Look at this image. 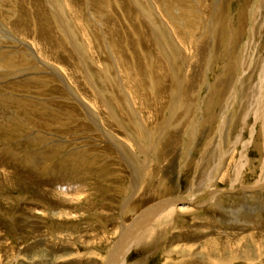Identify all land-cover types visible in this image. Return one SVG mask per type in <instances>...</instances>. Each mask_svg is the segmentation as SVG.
Returning a JSON list of instances; mask_svg holds the SVG:
<instances>
[{"label": "rangeland", "instance_id": "1", "mask_svg": "<svg viewBox=\"0 0 264 264\" xmlns=\"http://www.w3.org/2000/svg\"><path fill=\"white\" fill-rule=\"evenodd\" d=\"M217 3L0 0V264H264V0Z\"/></svg>", "mask_w": 264, "mask_h": 264}, {"label": "bare ground", "instance_id": "2", "mask_svg": "<svg viewBox=\"0 0 264 264\" xmlns=\"http://www.w3.org/2000/svg\"><path fill=\"white\" fill-rule=\"evenodd\" d=\"M218 2V0H215V3H216V5H215V7L217 8V7H220L221 6V3H217ZM211 21V20H210ZM150 33V32H149ZM211 38V37H210ZM31 52V51H30ZM179 52L181 53V51L179 50ZM183 53H184V56H182V54H181V62L183 63L182 65H183V67L184 68H186V73H189V74H187V75H190V73L192 74V69H193V71H197V73H198V69H199V64H198V60H196L195 59V57H193V56H196V55H193L192 53H191V51H190V53H189V51L188 50H183ZM194 53H195V51H194ZM169 55V54H168ZM171 61V60H170ZM174 63V62H173ZM174 67V66H173ZM192 67V68H191ZM191 69V70H190ZM175 70V69H174ZM263 70H264V67H263ZM185 73V72H184ZM261 75V78H260V80H262V82L261 83H259V84H261L259 87V89H258V86H257V90L258 91H261V92H257V90L255 89H253V94H254V99H255V102L253 101V103H254V105H255V111H256V113L258 114L257 115V117H258V119H261V117L262 118H264V71L262 72V74H260ZM197 76V74L195 75L194 73L192 74V77L195 79V77ZM203 76V75H202ZM187 77V76H186ZM190 78V77H189ZM62 79V78H61ZM175 80H177V81H179L178 79H175ZM185 82V84H183V82H180L181 84H179V87H177V88H179V92H178V96L180 97V96H184L183 95V92H184V90L186 89V88H189L188 87V84H187V82H186V80L184 81ZM200 83V82H199ZM196 89V88H195ZM76 93V92H75ZM76 95V94H75ZM188 95V94H187ZM251 96V95H250ZM256 97V98H255ZM78 98V97H77ZM76 99V98H75ZM179 101V98L177 99V102ZM174 102H175V100H174ZM176 102V103H177ZM81 103V102H80ZM87 103V102H86ZM250 104H252V103H250ZM88 105V104H87ZM180 106V105H179ZM252 106V105H251ZM253 107V106H252ZM110 108V107H109ZM176 108V107H175ZM172 109V108H171ZM174 109V108H173ZM94 110V109H93ZM111 111V110H110ZM138 113V112H137ZM91 114V113H90ZM95 114V113H94ZM94 114H92V116L94 117ZM137 116L138 117H140L139 116V114H137ZM173 116V115H172ZM133 117V116H132ZM140 118H142V117H140ZM118 119V118H117ZM139 120V119H138ZM100 121V120H99ZM143 121V120H142ZM120 122V121H119ZM139 122H140V120H139ZM121 124V123H120ZM168 128V127H167ZM144 129H145V127H144ZM145 130H147V129H145ZM164 131H167V129L165 128V130ZM152 132L150 131L149 132V134L150 135H152L151 134ZM106 137H107V135H105ZM147 136V135H146ZM162 136V135H161ZM164 136H165V134L163 135V138H164ZM166 137V136H165ZM171 137V136H170ZM173 137V136H172ZM177 137V136H176ZM108 139H110L111 140V137H107ZM159 138V137H158ZM150 139H151V137H150ZM169 140H172L173 139V141L175 140L176 141V138H175V136L173 137V138H168ZM152 140V139H151ZM168 145V144H167ZM121 145L120 144H118V146H117V149H118V151L120 152L119 154L120 155H122V156H126L125 155V153H122V151H123V149L120 147ZM135 146V145H134ZM170 146V145H169ZM136 147V146H135ZM139 148V147H138ZM165 148H167V147H165ZM142 151V150H141ZM142 153V152H141ZM134 155V154H133ZM147 157V156H146ZM145 157V158H146ZM148 158V157H147ZM146 158V159H147ZM122 159H124V158H122ZM128 161H130V159H129V157H128ZM131 162V161H130ZM127 166H128V169H129V171H130V173H131V180H132V184H131V192H133L134 194H139V192H141L140 190H141V188H142V184H143V182L145 183L146 181L144 180V181H142V174L141 173H138L139 172V170H138V168L137 167H139V166H135V165H132V163H128L127 164ZM242 167H243V165H242ZM139 168H141V167H139ZM152 168V167H151ZM148 169V168H147ZM146 170V169H145ZM133 172V173H132ZM218 174V173H217ZM146 178V177H145ZM210 186V185H209ZM142 193V192H141ZM134 197H136L135 195H134ZM148 200V199H147ZM180 200V199H179ZM175 201V200H169V199H167V200H165V201H161L160 203H156V204H154V205H152V206H150L148 209H145L144 211H143V213H141V215H140V218H138L137 217V219H136V221L134 222V224L131 226V227H129V228H126V229H122L123 230V241L126 239L127 241H131L134 245H135V241H136V243H137V246H139V245H142V244H144V241L146 240V237L148 238L149 236L150 237H152L153 235H154V233H155V228L153 229V230H151V226H153L154 227V225H156V227H157V225L159 226V228L157 227V230L156 231H159L158 229H160V226H163V224L166 222H168L170 219H171V217L173 216V215H175L174 214V212L175 211H177L176 209V207L180 204L181 205V201ZM214 200V199H213ZM216 201V200H215ZM152 203V202H151ZM149 205V204H148ZM185 211V210H184ZM176 213V212H175ZM150 221H152L151 223H150ZM148 223V227H146L145 228V226H147L146 224ZM150 223V224H149ZM125 224V223H124ZM140 224V225H139ZM143 228V229H140V228ZM152 227V228H153ZM162 229V228H161ZM139 230V231H138ZM131 233H132V236H131V239L129 238V237H127L128 236V234H130L131 235ZM135 237V239L133 240V238ZM122 241V242H123ZM119 245V244H118ZM121 245V244H120ZM175 245V244H174ZM93 246V245H92ZM126 246H128V245H126ZM125 247V246H124ZM213 247V246H212ZM100 248V247H99ZM127 248V247H126ZM142 248V247H141ZM223 249V248H222ZM118 250V249H117ZM123 250V249H122ZM130 250V249H129ZM173 250V249H172ZM119 251H121V250H119ZM112 254V253H111ZM114 255L116 254L115 252L113 253ZM180 254V253H179ZM113 256V255H112ZM112 256H110L111 258H112ZM119 256V255H118ZM121 257V256H120ZM184 258V257H183ZM114 260V259H113ZM112 259H111V261H109V263H114V261H113ZM104 261V260H103ZM189 263H191V261L189 262ZM122 264H124V260L122 261Z\"/></svg>", "mask_w": 264, "mask_h": 264}]
</instances>
